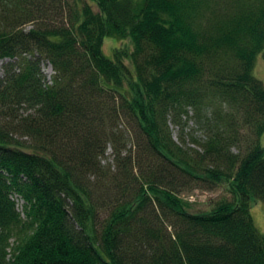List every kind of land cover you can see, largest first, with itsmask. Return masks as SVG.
Returning a JSON list of instances; mask_svg holds the SVG:
<instances>
[{"label":"trees","instance_id":"1","mask_svg":"<svg viewBox=\"0 0 264 264\" xmlns=\"http://www.w3.org/2000/svg\"><path fill=\"white\" fill-rule=\"evenodd\" d=\"M107 36L131 47L110 59ZM263 51L264 0H0V264H264ZM220 104L237 126L217 125ZM189 110L209 128L197 158L169 125ZM125 115L151 159L100 180ZM192 177L232 198L192 212Z\"/></svg>","mask_w":264,"mask_h":264},{"label":"rangeland","instance_id":"2","mask_svg":"<svg viewBox=\"0 0 264 264\" xmlns=\"http://www.w3.org/2000/svg\"><path fill=\"white\" fill-rule=\"evenodd\" d=\"M67 1L71 2V0H61L64 6ZM64 11H67L66 7L65 10L63 9V12ZM32 25L33 24H28L25 26V28L28 29L32 27ZM119 45H124L127 48L131 47L127 40L121 41L120 39H117L115 37L107 36L103 41V53L105 54V56L112 59L113 50ZM6 61L8 60L0 61V78L3 75L2 65ZM41 67L47 79H50V77L54 73L51 65L46 60H44L41 64ZM253 73L254 76L259 79L264 85V51L262 55L260 54L257 56ZM220 105L222 117H219V124L217 125L226 126L228 122H232L234 126H237V117L235 115L234 117L231 115L232 110L228 107V105ZM30 112H33V110L29 108L20 109L18 110V115H21L20 118H23L26 117ZM208 115L212 119L216 118L217 116L216 113H210ZM1 118L2 117H0V123ZM3 121H5L4 118ZM169 125L173 139L175 140V142L186 148V151L189 152L190 155H188L190 157L194 156L197 158L198 156L196 152H203V147L200 143H202L208 135L209 128L207 129L204 123H199L198 121H196L192 111L189 110L188 114L183 116V120L180 124H175L170 121ZM115 126V132L119 131L118 133L120 134L119 136H117L119 137V140H117L115 143L116 147L112 144V142H109L106 145L105 153L100 158V165L103 168V170L98 174L100 176V180L108 175L119 177L120 175L118 174L119 170L121 169V158H123L124 156H126L125 160L134 159L133 165H135V173H139L137 166L140 163H143L144 161H146V159H151L150 156L144 151L141 155L140 148L145 139L137 129L136 123H134L133 120H130L125 115L124 117H121V120ZM230 126H232L231 123ZM117 128H119L118 131ZM214 130L215 126L213 127V131ZM241 132L244 136L250 135V130H248L247 128L241 130ZM241 132L238 133L241 134ZM15 135L22 138V140L30 142L29 138H27L26 136H22L21 134ZM260 142L264 146V133L260 138ZM241 146L242 144L231 146L230 150L234 154H243L244 149ZM120 151L121 156L119 155ZM94 175L90 177L91 181H94L95 177L97 179L98 175ZM183 182H185L183 186H177L180 190L179 195L191 204L190 210L192 212H206L210 210L218 201L232 198L227 183L222 182L211 185L209 182L203 181L196 177L189 178L186 181L183 180ZM14 199L16 201L17 210L21 213L23 205L22 199H20V197L18 196H14ZM105 211H107L106 208L104 209V211H99L98 214L100 218L106 214ZM250 213L255 226L261 233L264 234V203L257 202L252 204ZM168 230H171V228H168Z\"/></svg>","mask_w":264,"mask_h":264}]
</instances>
